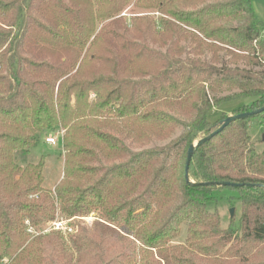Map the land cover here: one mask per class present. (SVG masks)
<instances>
[{
    "label": "trees",
    "instance_id": "1",
    "mask_svg": "<svg viewBox=\"0 0 264 264\" xmlns=\"http://www.w3.org/2000/svg\"><path fill=\"white\" fill-rule=\"evenodd\" d=\"M129 6L158 14L127 18ZM233 101V115L264 105L251 0H0V264H264V148L248 132L264 112L198 146L185 180L188 146ZM58 128L49 189L43 157L24 158ZM222 181L253 186L200 184ZM222 188L240 203L224 229L208 209ZM56 212L74 218L72 235L40 228Z\"/></svg>",
    "mask_w": 264,
    "mask_h": 264
},
{
    "label": "rangeland",
    "instance_id": "2",
    "mask_svg": "<svg viewBox=\"0 0 264 264\" xmlns=\"http://www.w3.org/2000/svg\"><path fill=\"white\" fill-rule=\"evenodd\" d=\"M251 6L257 16L264 21V0H251ZM143 10L134 8L133 6L127 7L122 15L129 18L135 14H151L157 16V12L147 11L140 13ZM241 101H233L224 103L220 106L213 108L209 113V119L211 122H215L220 119L222 113L225 115L231 114L232 108L240 104ZM60 128L50 131L46 134H43L40 138L38 144L30 151V153L24 158L25 162H37L43 157L44 167V183L45 188H53L59 181L62 175L63 169V159H62V145L60 141V136L62 131H59ZM248 132L251 137L253 148L255 151H261L264 148V120L261 117H254L248 123ZM180 133V129H176L174 132L169 134L165 139H153L146 146L151 147L153 145H163L168 143L170 140L174 139ZM46 136H53L56 138V144H49L45 142ZM216 199L208 203V209L210 211H216L220 216V227L226 228L230 223V220H233L236 223L240 216V203L236 199H231L230 196H237V191L230 188H222L214 192ZM234 208V215L230 216V209ZM84 221L85 224L90 226L94 221L98 219V214L96 212H91L85 216L79 217ZM53 222H60L61 226L59 229H53ZM74 218H65L59 212H56L55 218L53 221L48 222L40 226V228H45L44 233H49L55 231L60 233L63 236H69L74 233L73 230ZM28 232H32L33 228L28 224ZM186 237V226H180V233L176 238L173 239V243H182Z\"/></svg>",
    "mask_w": 264,
    "mask_h": 264
},
{
    "label": "water",
    "instance_id": "3",
    "mask_svg": "<svg viewBox=\"0 0 264 264\" xmlns=\"http://www.w3.org/2000/svg\"><path fill=\"white\" fill-rule=\"evenodd\" d=\"M261 112H264V105L251 110V111H247V112H242V113H238V114H229L227 117H225L224 119H222L220 121V126L214 130L213 132H211L209 135L202 137L200 139H198L196 142L191 143L188 146L187 149V155H186V160H185V167H184V174H185V180L188 183H194L190 180L189 176H188V168H189V163L190 160L192 158V155L194 154V152L196 151V149L198 148V146H200L201 144H203L204 142L208 141L212 136H214L215 134H217L218 132H220L223 128H225L226 126H228L229 124H231L232 122H234L237 119H244L247 118L249 116L252 115H256L259 114ZM202 185H209V184H215V185H222V186H232V187H242V186H253V184H249V183H233V182H228V181H222V182H205V183H200ZM262 187H264V185H260ZM234 208L230 209V216L232 217L234 215Z\"/></svg>",
    "mask_w": 264,
    "mask_h": 264
},
{
    "label": "built area",
    "instance_id": "4",
    "mask_svg": "<svg viewBox=\"0 0 264 264\" xmlns=\"http://www.w3.org/2000/svg\"><path fill=\"white\" fill-rule=\"evenodd\" d=\"M45 142L46 143H49V144H56V138L55 137H53V136H46L45 137ZM52 224H54V225H52V228L54 229H59V227L61 226L60 224V222H53Z\"/></svg>",
    "mask_w": 264,
    "mask_h": 264
}]
</instances>
